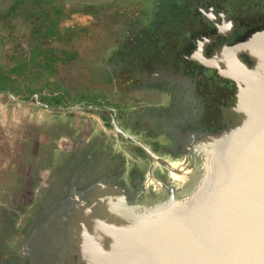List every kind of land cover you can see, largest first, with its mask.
<instances>
[{"label": "flooded vegetation", "instance_id": "af4514ba", "mask_svg": "<svg viewBox=\"0 0 264 264\" xmlns=\"http://www.w3.org/2000/svg\"><path fill=\"white\" fill-rule=\"evenodd\" d=\"M94 18L74 74L84 117L35 124L22 168L0 186V264H86L89 211L93 230L104 198L163 178L190 134H221L240 118L237 84L210 60L264 30V0H113ZM67 198L24 249L28 223Z\"/></svg>", "mask_w": 264, "mask_h": 264}, {"label": "water", "instance_id": "95a60500", "mask_svg": "<svg viewBox=\"0 0 264 264\" xmlns=\"http://www.w3.org/2000/svg\"><path fill=\"white\" fill-rule=\"evenodd\" d=\"M264 30L220 52L210 65L238 86L239 120L221 134L193 132L163 178L150 176L132 196L103 199L104 216H86L79 250L86 264H264ZM248 58V60H247ZM16 99L13 94H10ZM50 111L84 108L51 107ZM43 208L35 232L71 204Z\"/></svg>", "mask_w": 264, "mask_h": 264}, {"label": "rangeland", "instance_id": "374dc122", "mask_svg": "<svg viewBox=\"0 0 264 264\" xmlns=\"http://www.w3.org/2000/svg\"><path fill=\"white\" fill-rule=\"evenodd\" d=\"M16 1L17 0H0V16H3L0 17V58L1 62L4 64L9 63L11 55L16 56L19 55L21 51L29 50L33 34L44 27V22L47 21L48 16L54 14V6L64 7L63 11L76 5H94L97 8L104 7V9L107 10L109 3L113 0H23V2L16 7L14 13L11 12V15L7 16L9 10ZM78 27L82 29L81 32L79 29H76L77 35L74 36L72 41L68 40L69 42L66 45L62 43L49 44L48 46L44 45V47L47 46L50 50L54 49V55L56 56H60V51H57L55 54V50L66 47V50L73 53L74 59L68 60L66 63L57 62L55 72L50 75L51 80L52 77L53 80L48 85L42 83V89L39 94L29 99L15 97L23 101V103L11 99L12 97H9V94H0L7 95L4 96V99L10 98V107L20 109V111H17L19 112L17 117H22L23 120H25L24 122H26V118H24L26 114L31 116L32 122L38 120L40 123H44L46 118L48 120L53 117L56 119L75 115L84 117L82 113L75 111H49L48 109L39 107L35 98V96H39L40 102L43 103L44 99L54 97L57 94L63 95L64 92L70 91V96H65V100H67L66 106L82 105L79 100V92L84 90L85 87H81L78 81L75 82L77 79H75L74 74L78 72L80 61L90 52V47L94 43V32L92 34L83 31V27L80 24ZM66 40L67 38H64V41ZM46 75H48V73L44 72L43 76L46 77V80H49ZM26 105H29L31 109L28 110V108H24ZM27 111L29 113H26ZM36 111H40L39 114H37Z\"/></svg>", "mask_w": 264, "mask_h": 264}, {"label": "trees", "instance_id": "16d2710c", "mask_svg": "<svg viewBox=\"0 0 264 264\" xmlns=\"http://www.w3.org/2000/svg\"><path fill=\"white\" fill-rule=\"evenodd\" d=\"M23 0H17L11 7L7 16L14 13L16 7ZM64 8V7H63ZM60 6H54V14L47 17L44 27L40 28L33 34L32 43L29 50L21 51L19 55H11L8 64L1 62L0 58V94H13L14 97L26 98L39 94L43 84H50L52 80L50 75L55 72L56 63H66L73 59L74 55L66 47L55 50L60 51V56L54 55V49H48L49 44L66 45L74 36L77 35L76 29H80L79 24L83 27V31L93 34V25H95L94 5H76L63 11ZM4 16V17H7ZM3 17V16H0ZM64 38H67L64 41ZM44 45H47L44 47ZM47 72V78L43 76ZM44 102L53 107L65 106L67 100L63 95H58L53 99H45Z\"/></svg>", "mask_w": 264, "mask_h": 264}, {"label": "crops", "instance_id": "0c3cea01", "mask_svg": "<svg viewBox=\"0 0 264 264\" xmlns=\"http://www.w3.org/2000/svg\"><path fill=\"white\" fill-rule=\"evenodd\" d=\"M0 186L5 184L13 174L18 172L25 161L26 152L22 150L23 146L27 145L28 133H30L35 124H39L38 120L33 121L29 114H26L23 120L22 117H17L20 109L10 107V98L0 95ZM11 97V96H9ZM13 99V98H11ZM17 102L21 100L14 99ZM14 103V102H13ZM25 106V105H24ZM40 107V106H39ZM31 109L29 105L26 107ZM32 112V111H31ZM40 111H36L39 114ZM26 113H29L28 111ZM20 118V119H19ZM19 119V121H18ZM45 120V119H44ZM47 122V118L45 120ZM24 132V135H23Z\"/></svg>", "mask_w": 264, "mask_h": 264}, {"label": "bare ground", "instance_id": "6f19581e", "mask_svg": "<svg viewBox=\"0 0 264 264\" xmlns=\"http://www.w3.org/2000/svg\"><path fill=\"white\" fill-rule=\"evenodd\" d=\"M260 44H264V40H262V42H261ZM224 54H225V55H228L229 57H230V55H231L230 53H227V52H225Z\"/></svg>", "mask_w": 264, "mask_h": 264}]
</instances>
